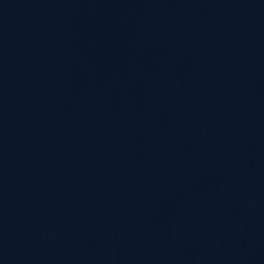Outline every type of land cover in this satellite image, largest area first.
<instances>
[{
  "label": "water",
  "instance_id": "1",
  "mask_svg": "<svg viewBox=\"0 0 264 264\" xmlns=\"http://www.w3.org/2000/svg\"><path fill=\"white\" fill-rule=\"evenodd\" d=\"M0 264H264V0H0Z\"/></svg>",
  "mask_w": 264,
  "mask_h": 264
}]
</instances>
